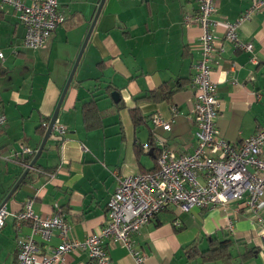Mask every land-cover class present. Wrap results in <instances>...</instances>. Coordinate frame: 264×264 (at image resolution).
I'll return each instance as SVG.
<instances>
[{"label":"crops","instance_id":"0c3cea01","mask_svg":"<svg viewBox=\"0 0 264 264\" xmlns=\"http://www.w3.org/2000/svg\"><path fill=\"white\" fill-rule=\"evenodd\" d=\"M99 4L100 0H58L66 22L57 27L46 48L27 51L21 44L24 25L17 12L0 0L4 54L0 113L8 119L0 128L1 178L8 181L0 189V205L29 168L30 157L22 155V145L33 150L41 146L44 136L39 127L50 122L57 108ZM218 4L212 73L221 101L217 127L223 138L240 142L264 128V7L253 11L238 30L242 40L254 45L253 52H245L226 40L225 24L239 20L253 0H218ZM197 9L195 0H106L59 113V123L68 130L66 138L60 146L55 137L48 141L36 167L7 202L8 210L19 212L25 199L33 198L38 214L51 215L59 204L72 236L84 240L108 220V201L118 184L114 171L118 176L151 173L163 146L177 153L193 152L197 138L191 120L196 93L192 65L200 58L202 30L198 25L187 28L184 16ZM108 84L120 93V102L107 92ZM164 84L174 90L169 101L136 102ZM93 98L99 116L91 120L97 126L88 129L82 106ZM136 107L142 117L138 124L131 114ZM155 114L173 119L170 131L153 125ZM145 144H150L148 149ZM236 206L193 208L187 213L170 207L133 234L134 249L146 257V264H222L204 263L198 253L209 247L210 237H218L244 244L234 249V256L246 248L255 251L242 264H264L252 219L240 212L233 221ZM17 235L10 218L0 230V264H15ZM38 242L44 253H50L61 237L56 233L50 242L40 238ZM105 243L110 264H135L122 243L109 239ZM190 245L197 248L189 253ZM57 264L95 262L79 251L65 254Z\"/></svg>","mask_w":264,"mask_h":264},{"label":"built area","instance_id":"2783aa9c","mask_svg":"<svg viewBox=\"0 0 264 264\" xmlns=\"http://www.w3.org/2000/svg\"><path fill=\"white\" fill-rule=\"evenodd\" d=\"M195 1L197 11L184 16L187 28L198 25L202 30L200 58L192 65L196 93L191 120L196 127L197 138L193 152L177 153L163 146L156 171L130 176H118L114 171L118 184L108 201V220L99 232L84 240L72 236L71 225L59 204L55 205V213L51 215L38 214L34 210L33 198L25 199L19 212H11L0 205V230L13 218L18 234L15 264H57L65 254L79 251L86 252L95 264H110L106 239L126 246L135 257V264H146V257L135 251L132 236L158 213L170 207L183 213L191 212L193 208L209 210L221 207L228 210L231 204L237 205L233 221L240 212H245L252 219L264 253V128L240 142L229 141L220 135L217 120L221 113V101L212 79L218 49L215 35L218 21L215 17L219 4L218 0ZM1 2L17 12L26 29L23 47L30 50L46 48L54 31L67 20L58 10V0ZM263 7L264 0H253L252 8L239 20L226 22L225 38L236 49L253 52V43L242 40L238 30L253 11ZM0 57L3 58L4 54L0 53ZM173 115H177L175 109ZM151 120L157 128L166 131L172 128L173 119L166 120L155 114ZM7 121V116L0 113V128ZM49 124H43L46 130ZM67 132V128L57 120L53 135L59 146ZM143 148L148 149L149 144ZM37 151L22 145V155L33 159ZM230 223L233 228V222ZM25 229L28 233L24 232ZM56 233H59L61 243L50 253H44L38 239L50 242Z\"/></svg>","mask_w":264,"mask_h":264},{"label":"trees","instance_id":"16d2710c","mask_svg":"<svg viewBox=\"0 0 264 264\" xmlns=\"http://www.w3.org/2000/svg\"><path fill=\"white\" fill-rule=\"evenodd\" d=\"M2 75H3V73L0 72V76H2ZM106 90L111 95L114 91V88L110 84H108V85H106ZM173 93H174L173 88L164 84L160 88L149 92L147 95L136 99V102L138 103L141 100H146V101H150V102H154V103H159L162 101H169L170 97ZM137 107L133 108L131 110V114L133 116L135 124H138L142 120V117L139 116L140 113H139V109ZM82 112H83L84 120L87 124V128L93 129L94 127H96L97 125L94 123H91V120L93 118L99 116V107H98L97 99L93 98L92 100L85 102L82 106ZM46 121H48V120H46ZM39 130L41 131L42 136H45L46 128L43 124L39 127ZM52 137L54 138L53 134H52L51 138ZM137 152L139 155L140 150L138 147H137ZM31 161H32V158L27 159L28 165H30ZM157 168L158 167H156L155 170H153L151 172L156 171ZM26 178L27 177H25L24 180H26ZM166 212H167V209L158 213L155 217L159 216L162 213H166ZM159 223H160V221H159ZM157 225H159V224H157ZM239 246L244 247V244L239 243V241H236V242L235 241H225V240L218 238V237H210L209 238V247L204 251H200V252L198 251V253L201 256L204 263L221 262L222 264H242V263L248 261L252 257V255L255 251L249 250L246 248V249H244V252L242 251L241 253H239L238 256H234L233 251H234V249L238 248ZM196 248H197V246L192 247V245H190L188 247L189 253L193 249H196ZM16 259H17V240H16Z\"/></svg>","mask_w":264,"mask_h":264},{"label":"water","instance_id":"95a60500","mask_svg":"<svg viewBox=\"0 0 264 264\" xmlns=\"http://www.w3.org/2000/svg\"><path fill=\"white\" fill-rule=\"evenodd\" d=\"M106 0H100V4L98 6V10L93 18V21H92V24H91V27L89 29V32L84 40V43H83V46L81 48V51L78 55V58L74 64V67L72 69V72L68 78V81L63 89V92H62V95L60 97V100L58 102V105H57V108L53 114V116L51 117V120H50V124L46 130V133H45V136L43 138V141L41 143V146L37 152V154L35 155V157L33 158V160L31 161L30 165H29V168H27V170L24 172V174L21 176V178L17 181V183L15 184V186L12 188V190L9 192V194L7 195V197L5 198V200L3 201V203L1 204V206H6L7 202L12 198V196L14 195L15 191L19 188V186L21 185V183L23 182V180L25 179V177L28 175V173L30 172L31 169H34L38 160L40 159L42 153L44 152V149L48 143V141L50 140L52 134H53V131H54V127H55V123L57 122L58 118H59V113H60V110H61V107H62V104L65 100V97L70 89V86L73 82V79L75 77V74H76V71L78 69V66L80 64V61L82 59V56L84 54V51L88 45V42L91 38V35L94 31V28H95V25L97 23V20L102 12V9L104 7V4H105ZM112 97L113 99L116 101V102H120L121 101V95L119 92H113L112 93Z\"/></svg>","mask_w":264,"mask_h":264},{"label":"rangeland","instance_id":"374dc122","mask_svg":"<svg viewBox=\"0 0 264 264\" xmlns=\"http://www.w3.org/2000/svg\"><path fill=\"white\" fill-rule=\"evenodd\" d=\"M22 47H23V41L21 42ZM24 49H26L27 51H29L30 49H27L25 47H23ZM33 51V50H32ZM3 175V173L0 171V189L1 188H5V184L8 183L7 179L4 177L3 179L1 178V176ZM2 179V180H1Z\"/></svg>","mask_w":264,"mask_h":264}]
</instances>
